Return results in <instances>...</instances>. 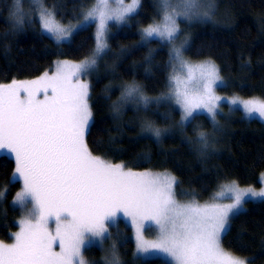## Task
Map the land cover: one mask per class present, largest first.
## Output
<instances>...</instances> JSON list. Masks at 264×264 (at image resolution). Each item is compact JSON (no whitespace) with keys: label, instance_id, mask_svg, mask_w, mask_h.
I'll use <instances>...</instances> for the list:
<instances>
[{"label":"trees","instance_id":"trees-1","mask_svg":"<svg viewBox=\"0 0 264 264\" xmlns=\"http://www.w3.org/2000/svg\"><path fill=\"white\" fill-rule=\"evenodd\" d=\"M208 2L214 4L211 20H179L187 57L215 62L223 80L221 93L264 99V0ZM43 3L59 20L68 22L80 20L94 0ZM13 6L14 0H0V85L49 73L62 59L80 61L92 55L96 45L92 23L58 45L42 32L39 22L31 18L33 14L25 16L22 27H14ZM160 14L157 0H140L138 10L108 32L109 52L98 61L92 72L95 77L91 76L92 127L85 138L88 150L127 169L172 173L177 180L175 192L183 200L206 201L226 181L260 186L264 171L262 120L249 119L237 109L220 113L215 126L204 113L194 114L191 123H182V111L175 101L156 102L169 94V45L152 39L145 42L142 30L160 20ZM133 83L152 102L147 107L143 102L138 107L129 102L114 110L125 86ZM145 121L161 129L159 142L143 130ZM199 131L209 135L210 146L203 154L196 139ZM15 167L14 159L0 154V240L5 243L13 240L23 213L12 201L22 190L21 181H13ZM230 224L222 246L246 257L249 264H264V200H247L240 213L230 217ZM124 227L123 220L110 227L121 264H172L161 256H137L128 227L124 234L120 232ZM84 254L88 264H105L98 247H89Z\"/></svg>","mask_w":264,"mask_h":264},{"label":"snow or ice","instance_id":"snow-or-ice-1","mask_svg":"<svg viewBox=\"0 0 264 264\" xmlns=\"http://www.w3.org/2000/svg\"><path fill=\"white\" fill-rule=\"evenodd\" d=\"M113 2L121 7L109 9L108 0H96L83 13L81 30L92 20H98L97 44L91 57L73 66L76 71L87 75L96 66L97 58L107 48L106 22H125L127 14L139 7V0H132L127 6L123 0ZM21 5L22 0H14L11 18L17 28L25 22ZM170 7H173L171 0H161L162 23L142 30L145 42L152 39L174 45L180 38L176 24L179 16L189 21L210 19L207 11H201L200 0H177L171 13ZM39 21L42 32L50 34L58 45L69 41L77 30L61 26L55 13L43 6ZM182 48L183 45L173 47L171 59L181 63L188 80L181 82L178 77L170 76V94L156 102L174 100L182 109V123H191L197 109L206 110L215 126L218 114L215 102L220 98L213 94V87L223 84L219 69L211 62L187 64L182 59ZM194 72L199 76H194ZM74 74L58 71L52 77L45 74L36 81H13L0 86V149L7 148L15 154L13 181L19 174L24 189L17 194L14 205L28 216L19 222L21 230L15 234V243L0 242V264H85L82 249L92 244L102 247L106 239H111L105 222L112 221L119 212L132 218L138 234L145 220L158 228L159 240L151 245L138 235V252H147L149 247L159 249L174 258L176 264H245L223 250L221 235L230 232V214L235 218L240 213L244 198H264V187L259 191L251 187L241 189L232 181L223 185L233 194L229 197L232 203L180 204L175 198L177 181L170 174L136 173L93 156L85 143V134H90L92 127L89 86L79 81L71 83L70 76ZM21 92L27 93L26 99L21 98ZM40 92L44 93V99L36 100ZM129 98L143 102L145 107L152 102L137 84L125 86L122 101ZM229 103L241 106L247 118L252 119L255 113L264 121V100L237 97ZM114 110L119 111V107L114 106ZM143 130L159 142L161 129L145 121ZM197 135L203 154L210 146L209 135L203 131ZM223 195L220 192L214 199ZM50 222L54 223V231L49 230ZM57 243L59 252L54 250ZM111 251V258H106L105 264H121L115 244Z\"/></svg>","mask_w":264,"mask_h":264},{"label":"rangeland","instance_id":"rangeland-1","mask_svg":"<svg viewBox=\"0 0 264 264\" xmlns=\"http://www.w3.org/2000/svg\"><path fill=\"white\" fill-rule=\"evenodd\" d=\"M209 0H200V5H201V11H207L209 13V16H210V19L209 18H193L192 20H211V16L213 14V11H214V4H212L211 2H208ZM96 3V0H94V3L92 5V7L95 5ZM132 3V0H123V5L124 6H127L129 4ZM139 3H140V0H139ZM157 4H158V7L160 9V20L156 21L155 24H161L162 23V20H163V15H164V12L163 10L161 9V0H157ZM171 4L173 7H170L168 9V11L171 13L173 11V8H175L176 4H177V0H171ZM209 5H211V7H209ZM41 6H43L44 8H47L49 9L50 11L54 12L55 11L52 9V8H49V7H46L45 4L43 3V0H41V3H35L34 0H22V5H21V8H22V11L23 13H25V16L28 15L30 16L31 14H33V17L31 16V18H35L39 24H40V27H41V23L39 21V10L41 8ZM108 6H109V9H117L119 7H121L120 4L118 3H114L113 0H108ZM91 7V8H92ZM90 8V9H91ZM139 7H137L135 9L134 12H136L138 10ZM13 10H14V6H13ZM177 11L179 10L178 8L176 9ZM88 10H85L84 12H86ZM83 12V13H84ZM133 12V13H134ZM133 13H129L127 14V16L125 17V19L133 14ZM55 19L56 21L63 27L65 28H68V27H71V28H74V29H77L76 31H78L80 29V25L83 24V14H82V17L80 20H69L68 22H63L61 20H59L58 18V15L55 13ZM182 19H185L183 16H179L176 18V24L180 30V22L179 20H182ZM187 20V19H185ZM11 21L13 22L12 18H11ZM14 23V22H13ZM90 23H92L94 26H95V38L97 36V28H98V20H92ZM124 22H117L115 20H108L106 22V31L104 32V42L107 44V48H108V32L110 31L111 27L114 25V24H117V25H121L123 24ZM89 24V23H88ZM86 24V25H88ZM85 26V25H84ZM148 28V27H147ZM74 31L71 35V37L69 38V40L72 38V36L74 35V33L76 32ZM46 33V32H44ZM48 34V33H46ZM49 36H51L50 34H48ZM52 37V36H51ZM186 41L185 37L183 36H180L179 40H177L175 42V44H169L167 41H162L164 43H167L169 45V51H170V57H171V54H172V50H173V47H177V48H180L181 45H183V48H182V59L183 61H185L187 64L189 65H199V64H204V63H208V62H211V63H214L212 60L210 59H205V60H192L190 58L187 57L186 53H185V48H186V44L184 43ZM96 44H97V39H96ZM95 48H96V45H95ZM107 48L104 50V52L100 55V57L97 58V62H96V66H97V63L98 61L105 55V53L107 52ZM109 52V51H108ZM107 52V53H108ZM106 53V55H107ZM91 57V56H90ZM89 58V57H88ZM85 60V59H84ZM84 60H80V61H73V60H67V59H62V60H59L55 63V65L53 66L51 72L49 73H45L47 74L48 77H52L54 75L57 74L58 71H62L63 74H71V73H75L74 75H71L70 76V80H71V83L75 84L77 83V81H79L80 83H85L89 86V96H90V85H91V76H94L92 74L93 71H95L96 69V66L89 70V73L87 75H85L84 73L82 72H79V71H76L73 66L74 65H77V64H80L82 61ZM170 64H171V75L172 74H175L176 77L179 78V80L181 82H185L188 80V73L186 70H184L182 68V65L179 61L177 60H174V59H170ZM216 65V64H215ZM217 66V65H216ZM218 68V66H217ZM45 74L41 75V76H38L34 79H29V80H24V81H21L19 83H27V82H31V81H36V80H39L41 77H43ZM194 76L198 77L199 76V73L198 72H194ZM219 76H220V73H219ZM221 77V76H220ZM168 78H169V75H168ZM222 79V78H221ZM168 81V79H167ZM223 81V80H222ZM135 84V83H133ZM4 85H9V84H4ZM129 85H132V84H129ZM0 86H3V85H0ZM181 86H183V84H181ZM189 86L191 87L192 85L189 84ZM171 92V88H170V81H169V86H167V91L166 93H169L170 94ZM213 94L216 96V97H219L220 99L217 100L215 103L217 104V116H216V121H219V116H220V113L222 112H230V111H233V110H237V109H240L244 112V110L242 109L241 106L239 105H236V106H233L231 105L229 102L234 99V98H237L239 97L240 99L242 100H248V99H253V98H243V97H240V96H237V95H225L223 93H221L219 91V87L215 86L213 87ZM48 95L51 96V90L49 89V92H48ZM20 96L22 99H26L27 98V93L26 92H21L20 93ZM165 96V95H164ZM163 97V96H162ZM161 98V97H160ZM255 98V97H254ZM36 100H43L44 99V93L43 92H40L39 95H37L35 97ZM158 99V98H157ZM260 99V98H258ZM129 100H132V101H129ZM152 101V99H150ZM260 100H264V99H260ZM159 101H166L164 99H160ZM129 102H131L132 104H134L135 107H138L139 106V101L133 99V98H129L128 100L126 101H122V96L120 97L119 99V105L118 107L121 108L122 105H126L128 104ZM134 102V103H133ZM174 102V100H173ZM88 103H89V106H90V110H91V113H92V109H91V105H90V100L88 98ZM180 107V106H179ZM181 109V107H180ZM182 111V109H181ZM196 113H204V114H207V111L206 110H203V109H197ZM245 114V112H244ZM253 118H258V114H253ZM261 120V119H260ZM264 122V121H263ZM92 124V117H91V120H90V125ZM87 134V132H86ZM86 134H85V138H86ZM196 139L199 140L198 136L196 137ZM198 148H200V146H198ZM0 154H5L9 157H11L12 159H14L15 161V154L12 153L10 151V149H7V148H3V149H0ZM93 155V154H92ZM95 156V155H93ZM97 157V156H95ZM103 160V159H102ZM105 161V160H104ZM107 163H110L108 161H105ZM15 164H16V161H15ZM110 164H114V163H110ZM16 168V167H15ZM125 170H130V171H133V172H136V173H150V174H170L171 176L175 177L172 173L170 172H153V171H136V170H131V169H127L125 168ZM264 173V171L262 172ZM262 173L260 175V180H261V185L260 186H253V185H241L239 184L237 181L236 184L241 188V189H247L249 187L253 188L254 190L256 191H259L261 189V187H264V184H262V181H264V176H262ZM17 176V179H19L22 183V190L24 189V180H23V177L19 176V174H16ZM176 179V177H175ZM177 181V180H176ZM230 182L232 181H226V182H223L221 183L218 188L215 190V192L212 193L211 195V198L206 200V201H196V200H183V199H180L177 194H176V200L178 203L180 204H189V203H192L193 201L197 204H199L200 206H204V205H211L213 203H222V204H228V203H232L233 200L232 199H229L230 196H232L233 194L232 193H229L227 192L224 188H223V185H226V184H229ZM175 189H176V186H175ZM220 192H223L224 195L223 196H219L218 198H215L216 195ZM17 196V195H16ZM16 196L13 197L12 201L14 203L15 199H16ZM249 200L247 197L244 198V201H242V208L241 210L244 208V205H245V202ZM252 200H264V198H254ZM18 206V205H17ZM30 206V205H29ZM230 217H231V214H230ZM25 218H28L27 216V212H25L23 210V213H22V216L21 218L19 219L18 223L25 219ZM119 220H123L124 221V229L120 230V232L122 234H124L126 232V227H128L129 229V233L134 241V247H135V254L139 257H143V258H153V257H158V256H161V257H164L168 260H171L172 261V264H176L174 258H172L171 256H169L167 253H164L162 251H160L159 249H155V248H151L149 247V250L147 252H138L137 251V237L139 235L140 238H142L147 244L151 245L153 243H156L158 242L159 240V237H160V233L158 231V228L153 224V222L151 221H143L141 222L140 224V229L141 231L139 232V234L137 233V226L135 223L132 222V218L130 216H127L125 215L123 212H119L117 213V216L112 220V221H106L105 222V226L108 228V232L110 233V226H115L117 224V222H119ZM48 227H49V230L50 231H54V223L50 222L48 224ZM117 228V227H116ZM21 230V227H20V224H19V228L18 230L13 234V240L9 243H5L3 241L0 240V242H2L3 244L5 245H11L13 243H15V234L20 232ZM222 236L223 234L221 235V240H220V243H221V247L223 248V250L226 252V253H229L231 256L237 258V259H240V260H243L245 261V264H249L248 263V260L246 257H243V256H240L238 254H235V253H232L228 250H226L223 246H222ZM86 244H87V240H86ZM115 244V239L114 237L111 235V239H106L103 243V246H99L97 244H92V245H88L87 248L89 247H92V246H95V247H98L100 248L103 253H104V261H106V258H111V255H112V247L113 245ZM116 246V245H115ZM117 247V246H116ZM82 249V256H83V259L85 261V264H88L87 262V259H86V256H85V250L87 249ZM54 250L59 252L60 251V248H59V244L57 243L55 246H54ZM117 254V253H116Z\"/></svg>","mask_w":264,"mask_h":264}]
</instances>
